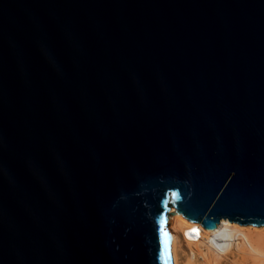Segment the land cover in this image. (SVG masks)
I'll return each mask as SVG.
<instances>
[{"label":"water","instance_id":"obj_1","mask_svg":"<svg viewBox=\"0 0 264 264\" xmlns=\"http://www.w3.org/2000/svg\"><path fill=\"white\" fill-rule=\"evenodd\" d=\"M172 216L264 227V0H0V264H173Z\"/></svg>","mask_w":264,"mask_h":264},{"label":"bare ground","instance_id":"obj_2","mask_svg":"<svg viewBox=\"0 0 264 264\" xmlns=\"http://www.w3.org/2000/svg\"><path fill=\"white\" fill-rule=\"evenodd\" d=\"M227 221L221 219L212 232H207L199 224L172 216L168 234L173 264H264V242L258 238L264 236V229Z\"/></svg>","mask_w":264,"mask_h":264},{"label":"rangeland","instance_id":"obj_3","mask_svg":"<svg viewBox=\"0 0 264 264\" xmlns=\"http://www.w3.org/2000/svg\"><path fill=\"white\" fill-rule=\"evenodd\" d=\"M227 222H228V221H227ZM228 223H229L230 225L240 226V225H238V224H236V223H230V222H228ZM241 227L246 228V227H252V226H241ZM169 228H170V224H169V226H168V228H167V231H168ZM258 228H259V227H258ZM260 229H264V227H260ZM258 238L261 239V240H263V242H264V236L259 235Z\"/></svg>","mask_w":264,"mask_h":264},{"label":"snow or ice","instance_id":"obj_4","mask_svg":"<svg viewBox=\"0 0 264 264\" xmlns=\"http://www.w3.org/2000/svg\"><path fill=\"white\" fill-rule=\"evenodd\" d=\"M161 227H163V224L161 225ZM192 231H193V232H197V234H198V230L193 229ZM165 235H167V234L165 233ZM166 254H167V251L165 250V252L162 253V255H166Z\"/></svg>","mask_w":264,"mask_h":264}]
</instances>
